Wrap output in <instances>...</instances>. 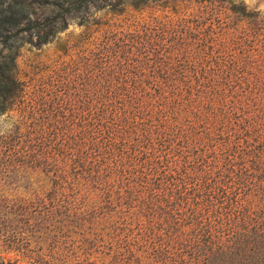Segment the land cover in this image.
<instances>
[{
  "label": "trees",
  "instance_id": "16d2710c",
  "mask_svg": "<svg viewBox=\"0 0 264 264\" xmlns=\"http://www.w3.org/2000/svg\"><path fill=\"white\" fill-rule=\"evenodd\" d=\"M74 17L28 91L19 48ZM0 115V184L34 187L2 213L63 243L56 264H264V17L243 4L0 0Z\"/></svg>",
  "mask_w": 264,
  "mask_h": 264
},
{
  "label": "rangeland",
  "instance_id": "374dc122",
  "mask_svg": "<svg viewBox=\"0 0 264 264\" xmlns=\"http://www.w3.org/2000/svg\"><path fill=\"white\" fill-rule=\"evenodd\" d=\"M237 4H243L246 11L257 13L264 17V0H235ZM241 2V3H240ZM149 10L141 11L136 14L138 18L144 17ZM103 10H96L92 6L88 7L83 13L87 20H97L99 23L108 22L117 23L121 19L120 16L103 15ZM127 13L124 19L128 16ZM83 15V18L85 17ZM236 17V15H234ZM79 17L68 20L64 30L59 32L51 42L41 45L40 47L29 46L27 44L19 48L15 59V72L17 78L25 84V88L29 91L33 86L48 80L51 76L53 66L61 60H66L67 56L60 55L58 51L60 42L69 44L82 28L78 25ZM121 22V20H120ZM10 120L5 115H0V133L9 128ZM34 193V187L29 181L23 182L19 187L3 186L0 184V264H56L62 263L67 258L66 248L64 244H49L41 241L34 243L33 239L25 243L23 239L27 234L18 228L19 223L13 220L7 221V215L4 211H14L16 209L18 198L31 199ZM30 205V202L28 201ZM46 225V223H43ZM21 232V233H20ZM54 247V248H52ZM34 250L36 256L32 258L21 257L18 252L25 254L26 250ZM73 262V259L70 261Z\"/></svg>",
  "mask_w": 264,
  "mask_h": 264
}]
</instances>
